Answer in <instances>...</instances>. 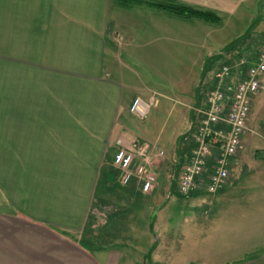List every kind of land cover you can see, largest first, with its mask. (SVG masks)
<instances>
[{"label": "crops", "instance_id": "crops-1", "mask_svg": "<svg viewBox=\"0 0 264 264\" xmlns=\"http://www.w3.org/2000/svg\"><path fill=\"white\" fill-rule=\"evenodd\" d=\"M32 1V21H27L26 42L16 60L21 73L12 74V100L15 97L21 102L0 106V264H136L125 260L128 255L123 248L99 244L101 234L95 236V241L83 239L99 197L106 199V187L111 184L108 178L112 168L106 162L109 158L114 161L118 150H113L114 142L119 148L145 138L128 130L123 113L130 115L131 98H146L157 90L137 81L132 65H145L150 60L148 65L162 67L156 51L177 58V50L187 49L181 57H189L190 65L204 66L205 72L211 59L206 52L221 45L222 51L228 48L223 36L229 26L216 5L223 0H212L211 4L210 0ZM243 2L234 0L232 11L240 14ZM170 4L212 11L219 20L210 22L177 14L164 7ZM167 20L178 25H166ZM194 24H202V30L195 31ZM116 28L124 37L117 54L109 41ZM144 33L154 37L153 58L146 55L140 42ZM162 97L173 102L170 94L162 92ZM195 100L200 101V97L197 95ZM179 101L177 104L183 100ZM171 105V109L176 107ZM195 117L196 113H191L188 127ZM189 146L184 154L178 153L176 169L186 160ZM243 148L242 139L232 163V188L227 194H215H220L219 200L222 194H233L234 201L216 206L225 211L233 206L236 217L238 211L246 210L245 217L251 220L246 225L260 227L264 226V155L260 156L259 167L254 163L257 153L250 154L249 146L243 155ZM121 187L127 192H141L136 178ZM149 206L151 211L153 205ZM212 211L213 204L205 210ZM120 225L137 231L134 221H121ZM162 226H155L156 232ZM235 233L238 236V230ZM255 233L256 229L240 227L245 242L234 253V259L227 261L229 264H264L263 242L251 241ZM157 246L154 244L152 251ZM209 257L192 259L187 264L222 263L212 262ZM151 263L161 264V258L154 257Z\"/></svg>", "mask_w": 264, "mask_h": 264}, {"label": "rangeland", "instance_id": "rangeland-1", "mask_svg": "<svg viewBox=\"0 0 264 264\" xmlns=\"http://www.w3.org/2000/svg\"><path fill=\"white\" fill-rule=\"evenodd\" d=\"M211 2L213 3L212 0H210V4ZM233 3L234 0H223L222 4H216L219 6V13L226 16L225 20L229 26L223 36L228 48L222 51L219 49L223 46L221 45L217 46V48L219 47L217 50L206 52L210 54L211 59L205 72H202L204 66L190 65L189 57H181L182 53L188 51L187 49L177 50L179 52L177 58L166 56L165 52L156 51L158 58L156 60L162 64V67L148 65L150 60H146L145 65L140 64L139 66L129 62L136 71L137 81L157 90L151 92L156 93L158 105L150 108L145 118L139 119L131 114L123 113L128 130L138 132L140 137L146 138L143 140L156 142L164 151L163 156L155 158L154 169L157 173V187L149 195L141 192L137 194L127 192L121 187L120 171L109 158L106 163H109L112 168L109 173L111 177L108 178L111 184H109V188L106 187V199L103 198L104 196L99 197L97 207L91 214V222H88L83 231L85 241H95V236L101 234L102 238L99 244L106 242L120 249L123 248L128 255L125 260L128 262L133 260L137 262L136 264H152L151 261L154 257L161 258V264H187L192 259L206 260L208 255L212 262L229 264L230 262L227 261L234 259V253L239 250L238 248H243L245 242L242 239L245 235L240 234V227L242 230L256 229L257 233L254 234L251 241H262V246H264V226L246 225L251 221L245 217L246 210L238 211L236 217L233 206L229 211L219 210L216 206L218 203H233V194L226 195L233 184H229L223 190L222 193L226 194H222L221 200L217 198L220 194L217 197L205 193L182 195L175 186L171 187V181L176 184V173L180 168L176 169L179 162L178 153L182 155L187 146L190 145V148L192 146L188 131L190 115L195 113L193 108L197 103L202 105L201 100L212 84L213 72L221 63L234 62L240 56L254 59L264 47V0H244L239 7L240 14L232 11ZM33 8L32 0H0V106H9L11 101L14 104L21 102V99L17 100L15 97L12 100L14 95L12 94V74L19 75L21 73L16 60L22 53L21 49H24L27 21H30L28 23L32 21ZM230 13H232V17ZM28 15L31 18H28ZM165 24L178 25L170 20H167ZM202 26V24H194L192 27L195 31L200 32ZM110 35L111 40L109 41L112 42L113 50L117 54L121 42L124 41L121 29L116 28ZM153 40L154 37L148 33H144L140 40L145 47L144 52L150 58L155 56ZM192 53L196 54L197 52L192 51ZM186 62L188 63L182 64ZM262 81L263 89L255 94L249 118L250 128L254 133H244V148L241 150L242 154L246 155L250 146L249 153H257L254 154L256 157L254 163L256 162L259 167H261L260 156L264 155V80ZM174 84H177L175 90H173ZM14 90L16 91L15 86ZM162 92L172 95L173 102L163 98ZM197 95L200 97L198 102L195 100ZM174 96L178 98H174ZM179 98L183 101L177 104L180 102ZM125 100L127 101V99ZM164 102H167L165 111L163 109ZM126 103L124 102L123 105ZM171 104H175L176 107L171 109ZM170 110L171 112H169ZM119 123H124V121L119 119ZM117 130L118 128H116ZM115 135L117 134L115 133ZM256 148L259 149L256 150ZM117 149L118 146L114 142L113 150ZM150 204L153 205L151 211ZM212 204L213 211L205 212L212 208ZM157 208L159 211L157 215H154ZM121 221H129V224L134 221L137 231L134 232V229L130 230L132 228L126 227L123 229L120 225ZM150 221H152V226L149 225ZM93 223H95L94 226H92ZM160 223L163 226L158 233L155 226ZM237 230L238 236L235 233ZM152 241L158 245L156 251H152L154 247Z\"/></svg>", "mask_w": 264, "mask_h": 264}, {"label": "built area", "instance_id": "built-area-1", "mask_svg": "<svg viewBox=\"0 0 264 264\" xmlns=\"http://www.w3.org/2000/svg\"><path fill=\"white\" fill-rule=\"evenodd\" d=\"M263 75L264 47L254 59L240 56L234 62L221 63L213 72L202 105L193 108L196 117L189 127L192 146L176 173L175 187L180 194L215 195L229 185L233 159L242 146L243 135L253 132L248 121ZM157 105L155 92L147 98L136 95L129 112L143 119ZM163 154L154 141L134 140L119 147L113 162L120 171L121 184L136 178L141 192L150 194L157 180L155 158Z\"/></svg>", "mask_w": 264, "mask_h": 264}, {"label": "trees", "instance_id": "trees-1", "mask_svg": "<svg viewBox=\"0 0 264 264\" xmlns=\"http://www.w3.org/2000/svg\"><path fill=\"white\" fill-rule=\"evenodd\" d=\"M164 7L170 9L171 11L177 14H181L189 17L191 16L198 17L210 22H215L219 20V17L212 11L200 10L187 5L170 4V5H165ZM173 186H175V183L171 181V187Z\"/></svg>", "mask_w": 264, "mask_h": 264}]
</instances>
